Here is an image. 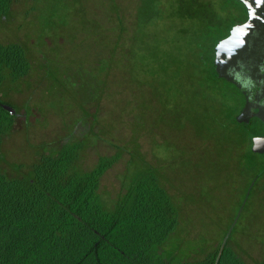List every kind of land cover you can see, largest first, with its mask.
<instances>
[{"label": "rangeland", "instance_id": "rangeland-1", "mask_svg": "<svg viewBox=\"0 0 264 264\" xmlns=\"http://www.w3.org/2000/svg\"><path fill=\"white\" fill-rule=\"evenodd\" d=\"M141 1L11 0L0 43H19L30 68L15 80L5 72L0 84L18 115L1 140L0 169L29 176L41 153L82 141L81 170L117 156L99 182L105 208L151 167L177 208L179 258L214 252L233 225L228 246L256 264L264 254V154L246 169L253 135L221 127L200 46L216 42L242 9L233 0H158L150 21L138 17Z\"/></svg>", "mask_w": 264, "mask_h": 264}, {"label": "trees", "instance_id": "trees-1", "mask_svg": "<svg viewBox=\"0 0 264 264\" xmlns=\"http://www.w3.org/2000/svg\"><path fill=\"white\" fill-rule=\"evenodd\" d=\"M233 1L242 9V16L216 42L208 39L200 45L211 77L208 88L211 94H217L215 99L210 98L209 105L215 108L216 117L219 112L223 129L227 130L230 123V132L238 129L255 137L256 128H264V123L257 117L248 123L238 121L245 96L218 75L214 62L216 43L230 34L236 22L247 19L245 5ZM10 3L0 0L1 16L8 14ZM159 13L158 0L141 1L139 18L152 21ZM29 68V59L19 43H0V84L5 72L15 80L25 76ZM5 105L9 104L0 98V143L18 124V115L10 113ZM82 146V141H61L41 153L31 175L23 178L9 177L0 169V264L215 263L218 249L198 260L179 258L177 208L151 167L132 176L113 209L105 208L98 193L99 182L117 156L101 157L91 170H81L77 161ZM261 154L264 152H255L251 146L245 156L246 169H254L256 156ZM2 158L0 151V161ZM217 264L246 263L226 243ZM256 264H264V254Z\"/></svg>", "mask_w": 264, "mask_h": 264}, {"label": "water", "instance_id": "water-1", "mask_svg": "<svg viewBox=\"0 0 264 264\" xmlns=\"http://www.w3.org/2000/svg\"><path fill=\"white\" fill-rule=\"evenodd\" d=\"M247 10V19L236 22L230 34L215 45V66L219 76L232 82L245 96V104L237 116L248 123L257 117L264 123V0H238ZM10 113L14 109L5 105ZM252 150L264 152V135L252 139ZM230 227L218 248V259L227 243Z\"/></svg>", "mask_w": 264, "mask_h": 264}]
</instances>
